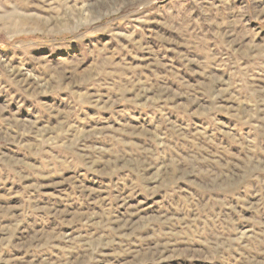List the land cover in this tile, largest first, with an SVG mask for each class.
Wrapping results in <instances>:
<instances>
[{
    "label": "clouds",
    "instance_id": "1",
    "mask_svg": "<svg viewBox=\"0 0 264 264\" xmlns=\"http://www.w3.org/2000/svg\"><path fill=\"white\" fill-rule=\"evenodd\" d=\"M186 3L187 0H164L158 5L157 0H0V13L20 12L41 23L39 31L28 29L23 36L11 30L0 32V95L6 93L4 104L0 105V124L5 133L2 142L5 146L16 145L8 149L10 153H21L18 158L0 154V186L8 181L21 185L19 192L9 190L5 199L20 195L23 201L18 207L0 206V227L4 231L0 242L4 248L16 239V233L28 224L29 217L35 218L23 229H31L29 235L22 242L11 244V248L39 250L46 240L43 234L36 233V225L52 216L67 223L54 206H47L48 202L41 206L45 194L37 196V192L42 180L67 172L86 176L98 186L101 182L95 176H87L88 172H95L113 178L105 189L107 196L96 193L93 199L89 189L73 180L75 192L65 200L89 204L99 201L105 207L102 215L106 225L110 224L107 217L112 215L113 206H119L122 199L126 202L141 193L151 197L157 191L164 196H176L183 181L196 185L198 191L186 190V200L184 196L172 200L169 218L197 213L206 218L207 226L201 225L190 233L185 231L188 222L180 226L172 221L169 231L153 229L142 237L137 233L145 225L131 220L129 205V214L117 229L109 228L94 239L66 237L68 249L83 248L90 260L121 236L124 239L112 254H131L134 264H163L177 251L175 244L179 242L188 246L189 256L192 245L201 243L203 253L213 261L225 260V252L239 251L241 264H264V86L257 83L264 81V0H220L207 12L185 7ZM209 24L213 26L208 27ZM160 25L171 32L165 33ZM217 32L223 41L217 39ZM155 40L160 43L150 48ZM181 43L189 49L183 56L185 66L190 63L188 56H195L204 81L189 84L178 76L174 66L159 73L161 54L166 55L169 44H175L178 51ZM141 49L153 53L149 57L153 66L149 79L144 78L143 72H128L134 64L128 57L139 55ZM217 68L226 80L216 76ZM110 73L114 75L109 76ZM54 76H59V80ZM169 81L173 82L171 86ZM66 89L69 90L64 95ZM146 89L168 103L150 104ZM129 91H133L131 96ZM233 95L238 97L231 113L237 123L229 121L222 126L217 115L227 109L210 101L230 100ZM45 96L49 98L42 99ZM181 97L186 98L183 102L188 106V110L180 109L175 116L181 130L188 127L193 109L208 113L210 123L206 126L211 132L207 137L186 133L193 136L196 144H186L181 136L170 131L168 121L173 114L167 109L178 108L171 101ZM133 101L135 107H151L150 115L153 119L159 116L156 123L163 128L158 139L149 136L140 148L134 146L132 139H126L133 135L130 121L126 120L119 129H111L109 124L135 110L117 105ZM13 102L18 106L16 111L11 117H4L2 110ZM92 107L95 112L87 110ZM20 109H24V115L17 124ZM103 112L112 115L104 116ZM141 118L144 124L153 126V120L143 115ZM93 122L105 131L92 134ZM41 129L45 130L46 139L55 137L56 150L49 146L37 155L36 149L29 146L39 143ZM82 129L85 131L80 137ZM57 130L62 134L57 135ZM26 136L32 139L27 140ZM98 138L104 143L97 145ZM90 140L92 144L88 143ZM153 140L155 144L151 143ZM233 145L237 146L239 159L230 155ZM33 155L37 158L29 163ZM26 180L31 183L25 184ZM197 205L206 211L199 213ZM246 210L255 221V227L247 232ZM4 220L11 221V226L4 225ZM77 223L84 229L89 223L100 224L101 220L82 215ZM175 228L181 229L182 240H177ZM149 240L154 241V246L147 244ZM135 242H139L140 251L130 252ZM63 259L68 264L67 258Z\"/></svg>",
    "mask_w": 264,
    "mask_h": 264
},
{
    "label": "rangeland",
    "instance_id": "2",
    "mask_svg": "<svg viewBox=\"0 0 264 264\" xmlns=\"http://www.w3.org/2000/svg\"><path fill=\"white\" fill-rule=\"evenodd\" d=\"M164 2V0H157V5L159 3ZM220 0H187L185 7H195L197 9H204L205 12L213 9V5H218ZM204 5H207V8H204ZM212 24H209L208 27H212ZM66 28L68 26H65ZM147 27L151 28L152 25H147ZM160 27L164 28V32L168 33L171 32V29L165 27L164 25H160ZM41 28V23L37 20H34L31 17H28L20 12H8V13H0V32L4 30H11L17 36H23L27 34V30L31 29L34 32L39 31ZM173 35H177V33H173ZM217 39L223 41V37L219 32L216 33ZM160 43L159 40H155L153 45H149L150 48L155 47ZM211 45V41L207 42ZM177 46L175 44H169L168 50L166 55L161 54L162 56V67L158 69L159 73H165L170 66H174L178 76L183 77L187 83L192 84L200 83L204 81L205 75L201 71V65L197 61L195 56H188V60L190 63L185 66L183 56L188 53L189 49L184 44H180L178 47V51L176 50ZM152 51H145L141 49L139 55L132 57L129 56L128 59L130 61H134L133 66L128 69V72L131 73H139L143 72L145 74L144 78L149 79L150 73L152 69V65H150L149 57L152 56ZM181 58H177V56ZM145 65H149V67H144ZM190 69V71H189ZM216 76L221 80L224 81L227 79L226 76L221 75V70L217 68L215 70ZM114 74L110 73L109 76ZM54 79L59 80V76H54ZM172 81H169V85H172ZM262 86H264V81H257ZM143 84V80L141 81ZM176 87H180V85H176ZM71 85H69V89ZM66 89L63 93L67 95L68 90ZM107 91V89H105ZM149 103H155L159 105L161 103H168L167 100L164 99H157L152 95L150 90H147ZM129 96L133 94V91H129ZM0 95V105L4 104V96ZM48 96L42 97V99H48ZM186 98H177L171 101L172 104L179 105L178 108H168L167 111L172 113L173 116L169 119L168 123H170L171 128L170 131L178 134L181 136L186 144H196V140L193 138L195 137H207L211 129L208 128L206 125L210 123L208 120V113L206 111H198L192 110V115L190 117V122L187 128L181 130V126H179L178 122L175 119V116L179 114L180 109L188 110V106L183 101ZM238 97L233 95L230 100H223V101H210V102H219L222 104L226 111H221L217 115V118L221 122V125L224 126L226 122L231 121L232 124L237 123L232 116V108L235 106ZM30 103V102H29ZM202 106H203V102ZM17 105L15 102L12 104L7 105L6 110H2V115L4 117H11V114L16 111ZM118 108L122 109H132L135 107V102L132 103H121L117 105ZM89 112H95L96 108H88ZM152 113V108L148 105L141 104L139 107H135L134 111L128 113L125 117L121 115L119 117V122L116 120L109 121L111 125V129H119L121 125L127 120L130 121V127L132 128L133 135L130 137H126V139H132L135 141V147L140 148L143 144L147 143V138L149 136H154L157 139L160 137V132L163 131L162 126L156 121L159 119V116H156L153 119V116L150 115ZM104 116L112 115L111 112H103L101 113ZM24 115V109H20L19 113L16 117V123L19 124L21 117ZM142 115L147 116L150 120H153V126H148L142 122ZM93 127L91 129L92 134L97 132L103 133L105 131L104 127L95 126V122H93ZM45 130L41 129L42 135L39 138V143L32 144L29 147L35 148L37 155H39L44 148L49 146L52 147L53 151L56 150L55 144V137L51 139H46L43 136V132ZM84 129H82L79 133L80 137L84 135ZM247 131V129H245ZM192 132L193 136H189L186 133ZM138 133V135L136 134ZM62 133L57 130V135H61ZM5 133L3 131V124H0V154L3 155H13L14 158H18L20 156V152L10 153L8 151L9 148H16L15 144L5 146L2 142V138L4 137ZM13 137H15V133H12ZM25 139L31 140L32 138L26 136ZM228 137L225 136V140L227 141ZM89 144H92L93 141H88ZM97 145L104 143L102 139H97L95 141ZM152 144H155V141H151ZM212 142L209 141V148H211ZM237 148L236 145H233L232 153L237 156L239 159L238 153L235 152ZM37 155H33L29 157V163L32 160L37 158ZM183 155V153H181ZM186 159V157H185ZM242 162V161H241ZM175 163V161H174ZM3 165L0 164V168ZM81 171H85L81 169ZM123 175V173H121ZM135 175V173L133 174ZM87 176H95L98 182H101L98 186L93 185L91 181L87 180L86 176H73L69 173H64L61 176L52 177L51 180L45 179L41 181L42 187L40 191L37 192V196L40 193H44L41 200V206H45V202L49 207H55V210L58 212L60 217H63L67 220V223H61V220L57 216L49 217L47 220L42 221L40 225H36V233H41L44 235L46 240V244L44 247H41L39 250H34L33 248H11V244H16L18 242H22V238H25L29 235V231H24V228H28L29 225L32 224L34 217L28 218V224L22 226L21 231L16 233V239H13L9 242V247L4 248L2 242H0V252L3 255H0V264H28L30 261L31 264H64V259L67 258L68 264H121V261H127L128 264H134L132 260L131 254L124 256H116L113 255V248L119 249V241L124 239L121 236H117L116 242L110 244L107 248H102L95 253V255L89 260L85 250L80 248L78 250L72 251L65 247V238H73V237H92L95 238L101 232L106 230H115L119 227L120 222L125 221L126 217L129 214V205L131 206V220L134 222L136 220H140L144 223L145 229L139 233L140 236H146L149 233L153 232V229H163L164 231H169V224L172 221H175L178 225L183 226L186 222L187 228L185 231L194 233L197 228L201 225L207 226V220L203 215H198L197 213H189L187 216L181 217L179 215L173 216L169 218V211H170V203L172 200H179L181 196H184L186 200V190L191 189L193 193L198 191L196 185L187 184L183 181L180 182L178 187L181 189L180 193H177L176 196H164V194L160 191H157L153 196L149 197L143 195L142 193L139 196L133 195L129 198L126 202L122 199L119 206H113L112 215L108 216L107 219L110 222L109 225L103 223L104 216L102 213L105 211V207L100 206L99 201L97 203L89 204L87 201L80 203L74 202L73 200H65V197L71 196L73 192H75V185L73 184V180H76L77 183H80L84 189H89L93 193V199H96V193H101L103 196H107L108 192L105 190L109 187L112 183V177L109 176H102L98 175L95 172H88ZM154 181L156 178H153ZM25 184L31 183V181H24ZM127 183V181H126ZM122 187V186H121ZM9 190L12 192H19L21 190V185L16 184L13 185L12 181H8L6 184L0 186V206L8 207V206H16L18 207L19 204L23 203L21 200L20 195H16L11 199H5L8 196ZM87 193H85L86 195ZM113 196H116L117 193L114 191ZM76 195L79 196L80 193L76 192ZM196 198L195 196L193 197ZM197 211L199 213H203L206 211V208H200L199 205L196 206ZM82 215H90L92 219L100 218V224H91L87 225L84 229H81V226L77 221ZM73 217L76 219L74 220ZM246 220H247V229L245 231L252 229L255 227V221L252 219V214L248 213L246 210ZM162 221H167V223H162ZM4 225L11 226V221L4 220ZM239 227V225L237 226ZM75 230V231H74ZM125 232L128 231V228L125 227ZM175 236L177 240H182V234L180 228H175ZM258 231V229H257ZM4 231L3 228L0 227V237H3ZM135 238L133 237V240ZM124 243L127 244L128 241L125 239ZM147 244L150 246H154V241H147ZM52 245H56V247H52ZM203 244L197 243L192 245L191 255L189 256V249L188 246L182 242L176 243L175 248L177 251L168 256V259L163 261V264H241L240 256L241 253L239 251L236 252H225L224 255L226 257L225 260H211L209 259L205 253H203ZM139 242L133 243L132 249L130 252H139ZM103 253V255H101Z\"/></svg>",
    "mask_w": 264,
    "mask_h": 264
}]
</instances>
